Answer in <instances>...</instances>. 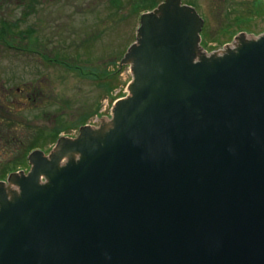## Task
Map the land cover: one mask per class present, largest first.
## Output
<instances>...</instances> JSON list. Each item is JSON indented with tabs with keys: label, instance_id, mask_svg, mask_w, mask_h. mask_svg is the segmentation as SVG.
<instances>
[{
	"label": "water",
	"instance_id": "95a60500",
	"mask_svg": "<svg viewBox=\"0 0 264 264\" xmlns=\"http://www.w3.org/2000/svg\"><path fill=\"white\" fill-rule=\"evenodd\" d=\"M140 24L111 119L0 185V264H264V34L207 55L182 0Z\"/></svg>",
	"mask_w": 264,
	"mask_h": 264
},
{
	"label": "rangeland",
	"instance_id": "374dc122",
	"mask_svg": "<svg viewBox=\"0 0 264 264\" xmlns=\"http://www.w3.org/2000/svg\"><path fill=\"white\" fill-rule=\"evenodd\" d=\"M156 1L152 10L138 12L141 0H0V31L7 24L0 35L9 42L0 36V91L27 93L32 85L40 86L41 95L32 109L21 104L24 92L5 103L12 113L4 114L11 126L5 130L23 139V145L17 159L9 161L11 154L0 160V178H6L4 170L18 169L17 161L28 155L32 143L47 154L55 137H76L79 127L97 126L102 117H110L132 81L131 65L120 63L136 42L140 17L165 0ZM260 2L264 0H182L204 20L200 47L207 55L232 44L240 33L264 34V8L261 13L251 8ZM227 15L232 21L237 16L246 20L241 27L247 32H225V26L234 25Z\"/></svg>",
	"mask_w": 264,
	"mask_h": 264
},
{
	"label": "flooded vegetation",
	"instance_id": "af4514ba",
	"mask_svg": "<svg viewBox=\"0 0 264 264\" xmlns=\"http://www.w3.org/2000/svg\"><path fill=\"white\" fill-rule=\"evenodd\" d=\"M201 32H202V30H201ZM39 88H40V86H38V89H37L31 85V87L29 89H27V91L25 90L27 93H25L23 90H16L14 95L6 94L7 90L5 91L6 93L2 90L0 91V160H2V159L6 160V158L7 157L9 158V156L11 154L14 157L11 156V159L9 161H13V160L17 159L18 157L15 154H19V152L22 151L21 146L23 145L22 144L23 139L18 138L17 135H15L11 132H10V134H8V132H6L8 130H5V129L11 128V126H10V122L4 120V117H5L4 114H6L7 116L12 115V113L9 110L10 107H8L9 105H6L5 103H7L8 101L12 102L13 101L12 99H17V97L21 98L23 96V94L25 93V95L23 96L24 101L22 103L21 102L20 103L22 105H25L23 107L32 109V108H34L33 103L36 102L39 98H41L40 92L37 94V91L39 90ZM1 100L4 104H1ZM17 100H19V99H17ZM23 107L18 106L17 108H20V111H23L25 109V108L23 109ZM104 119L107 120L108 118H104ZM104 119H102V120H104ZM102 120H100V124L97 126H91L89 124H85L82 127H79L78 135L76 137L72 138V137H67V136H59L55 140L54 145L52 146L51 150L47 154L42 149H39V148L31 150L27 156H23V159L25 161V164L23 166L14 167V168H18L16 170L6 169V171L5 170L3 171L4 172L3 174L6 175V178H3V179L0 178V185L3 184L5 191H7V187L9 185L8 179L11 176L15 175V177L16 176H18V177L24 176L25 177L30 173L31 167H32L30 164V158L32 155H34V153L41 152V153H43V157L46 158L47 160H49L50 155L54 154L56 152L57 145L59 144V141L61 139H68L71 141H77L80 137L81 129H84V128L89 129L90 128L92 130H98V128L101 127V121ZM15 144H16V148L14 147ZM23 154H24V152H23ZM72 158H73V161L76 162V161H79L81 157L79 155H77V156H74ZM68 162L69 161L67 159L63 160L60 168H63V166H66ZM8 163H7V166L11 165V163H9V164ZM2 166H5V165H1V167ZM0 174H2V172Z\"/></svg>",
	"mask_w": 264,
	"mask_h": 264
},
{
	"label": "trees",
	"instance_id": "16d2710c",
	"mask_svg": "<svg viewBox=\"0 0 264 264\" xmlns=\"http://www.w3.org/2000/svg\"><path fill=\"white\" fill-rule=\"evenodd\" d=\"M138 4V6H139V8H137L138 10V12H139V10H141V9H144V11L143 12H147V11H150V10H152L153 8H155L156 6H157V1L156 0H141V2H140V4L139 3H137ZM187 4H189V3H187ZM260 4L261 5H259L257 8H256V4H254V5H252L251 6V8L252 9H255L257 12H259V13H261V11H263V8H264V3H262V2H260ZM190 6H192L191 4H189ZM192 7H194V6H192ZM195 8V7H194ZM259 9V10H258ZM258 15H260V14H258ZM227 17H228V21L231 19V17L232 16H230V15H227ZM230 21H232V20H230ZM232 23L234 24V25H232L231 27L228 25V26H225L226 28H223V30L225 31V32H227V33H231V31L232 30H230V29H232V28H235V29H237V30H239L240 32L241 31H246V30H242V27L241 26H243L244 24H246L247 22H246V20H242L240 17H235L234 19H233V21H232ZM3 29H2V31H0V33H2V32H4L5 30H7V24H3L2 26H1ZM247 32V31H246ZM2 38H1V42L3 41L4 43H9L8 41H6L4 38H3V36H4V34L3 35H0ZM58 137H55V139H54V141L57 139ZM38 141V140H37ZM33 145H30L29 147H28V149L31 151V150H34V149H36V148H39V149H41V147H38V143L37 142H34V143H32ZM27 146V145H26ZM25 147V146H24ZM27 149V150H28ZM20 162H18L17 161V163H16V165L15 166H23L24 164H25V161H24V159L22 158V159H20L19 160ZM2 179V178H1Z\"/></svg>",
	"mask_w": 264,
	"mask_h": 264
}]
</instances>
